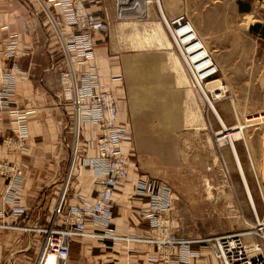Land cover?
<instances>
[{
    "label": "crops",
    "instance_id": "0c3cea01",
    "mask_svg": "<svg viewBox=\"0 0 264 264\" xmlns=\"http://www.w3.org/2000/svg\"><path fill=\"white\" fill-rule=\"evenodd\" d=\"M228 1L233 2L236 15L248 19L240 34H226L217 40L219 50L227 53L225 57H218L217 79L227 93L229 85L232 91L231 97L226 93V97L216 103V111L227 125L236 127L238 117L264 115V8L260 7L264 0H222L223 3ZM113 2L83 0V5L88 13L108 19L112 26ZM250 27L255 28L250 31ZM11 36H15L18 43L15 58L7 62L16 69L13 107L33 112L26 119V152L10 151L2 145V139L11 135L16 127L13 118L0 112V162L23 166L20 204L25 208L20 218L10 216V205L1 201L8 179L0 176V223L15 227L44 226L51 219L52 208L64 188L66 204L95 199L99 180L82 164L83 158L93 156L95 150L81 146L65 187L70 166V148L66 142L70 132L66 126L71 109L57 105L61 88L54 64L59 48L43 21L38 0H0V51ZM105 36L95 38L99 74L106 87L118 88V123L130 125L134 145L129 178L113 192L110 227L116 235L150 238L148 223L139 215L147 200L135 195V185L139 177L157 180L164 173L179 193L172 190V237L205 240L206 230L193 215L196 208H202L207 202V195L200 188L198 162L189 148L179 145L176 139V132L192 126L187 115L186 94L178 83L171 54L134 52L114 56L108 53ZM135 59L150 61L147 67L140 68L134 63ZM144 70L155 71V83H149ZM121 74L124 81L120 86L111 81ZM243 139L244 142H235V149L245 177L253 185L250 160L256 176L264 183V122ZM87 229L92 230L91 224ZM39 242L40 236L20 229L0 230V264H31ZM194 248L199 257L192 264H215L206 244L200 243ZM153 253L154 247L144 243L119 244L107 239L74 238L66 264H126V261L155 264L147 260Z\"/></svg>",
    "mask_w": 264,
    "mask_h": 264
},
{
    "label": "built area",
    "instance_id": "2783aa9c",
    "mask_svg": "<svg viewBox=\"0 0 264 264\" xmlns=\"http://www.w3.org/2000/svg\"><path fill=\"white\" fill-rule=\"evenodd\" d=\"M38 2L43 21L59 48V57L54 64L61 88L57 105L63 109L69 106L71 109V118L66 126V130L70 132L69 140L66 137L70 148V166L65 187L80 156L81 146L95 150L93 156L83 158L82 164L93 171L100 186L92 202L85 201L80 204H66L64 188L52 208L51 219L44 226L15 227L0 223V230L20 229L40 236L37 254L31 264H66L74 238L152 245L154 253L147 257V260L155 264H192L199 257V252L194 247L200 243L206 244L215 264H264V183L256 176L250 160L249 165L259 193L261 213L257 214L254 202H248L253 219L245 230L228 231L205 240L174 238L171 235L170 221L172 189L159 180L139 177L134 193L147 200L139 210V215L148 223L151 236L139 239L114 234L110 227L113 218V192L120 183L129 178L134 145L130 125L118 123V88L109 89L103 84L96 61L95 38L98 35H107L111 30V23L108 19L97 18L88 13L83 0ZM140 3V14L144 15L147 0H140ZM156 7L192 89L208 104L207 113L210 112L219 123V133L223 136L229 134L233 128L227 127L221 121L215 108V104L224 99L227 93L226 87L216 79L219 73L217 64L183 16L165 20L158 3ZM260 7L264 8V1ZM123 17L120 2L116 0L114 19L122 20ZM17 44L15 36H11L0 51V112H5L13 118L16 127L11 135L2 139V145L10 151L26 152V119L33 111L13 107L16 69L7 65L8 61L15 58ZM111 81L120 86L122 77H113ZM217 82L221 87L211 91L205 88ZM238 140L244 142L243 136L226 142L231 147L235 166L239 160L235 149V142ZM237 173L244 184V177L238 170ZM0 176L8 179L1 201L10 205L11 217L20 218L25 214V208L20 204L23 166L0 162ZM88 224H91L92 230L87 229ZM126 264L138 263L126 261Z\"/></svg>",
    "mask_w": 264,
    "mask_h": 264
},
{
    "label": "rangeland",
    "instance_id": "374dc122",
    "mask_svg": "<svg viewBox=\"0 0 264 264\" xmlns=\"http://www.w3.org/2000/svg\"><path fill=\"white\" fill-rule=\"evenodd\" d=\"M113 1V7H115L116 0ZM122 1H124L125 4L127 3L126 0ZM148 1L153 2L154 0ZM159 1L167 20L176 16H183L184 19L191 24L217 66L218 57L223 55L225 57L227 54L226 51L219 50L220 46L217 44L218 38L224 37L226 34H233L234 32L240 34L241 28L248 19L245 18L244 20L241 16L235 14L236 11L232 1L225 3H223L222 0ZM135 3L136 5H134ZM140 5V0H130L129 3L124 6V9L128 10L123 12V19L113 21L110 32L105 36L108 53L114 56L132 54L134 52L169 53L159 47L158 44L151 39V29H153L152 26L155 24H160L166 33L165 27L159 18L155 3H150L145 6L144 10L147 11H145L144 15L138 13L137 7ZM135 6L136 8H133V10L130 9ZM125 25H129L130 27L127 28ZM130 30L132 32H130ZM166 36L170 42L167 33ZM172 51L174 56L179 60L174 48ZM135 60L134 63H137L136 66L140 68L144 65L147 67V63L150 61L149 59ZM182 69L184 71L183 66ZM142 72L143 71H140V73ZM144 72V77L148 78L149 83H155V71L144 70ZM174 72L177 76L178 83L186 94L185 103L187 104V115L192 126L191 128H185L180 132H176V139L179 145L188 147L191 154L196 158L200 171V188L205 191L207 195L206 204L200 209L196 208L195 212L193 211L196 221L201 222L206 230L207 236L203 238H211L228 231L245 230L249 227L248 225L253 217L248 203L249 199L244 193L245 190L243 189L236 171L229 144L224 143L221 147H217L214 134L221 131L219 123L210 112L207 113V106L203 98L201 99L192 89L185 71L184 73L188 80V85H183L181 83V73L179 70L174 69ZM120 76L122 77L123 83L124 79L122 74ZM216 85L217 84H211L207 86L206 89L211 88V90H213L218 87ZM227 89V94L231 95L232 85L227 86ZM176 109L177 111L179 110V104H177ZM258 117L263 116L243 115L238 117V123H235L236 128L232 127L233 124L227 125L224 120L222 121L227 127L233 128L232 133H235L237 129L241 128L238 131L241 132L243 130L241 135L246 139L253 129L259 127L260 124L264 122V119L262 118L252 122L247 121ZM135 156H137L136 152ZM166 176L167 174L162 173L157 180L166 183L176 194H179L178 191L169 184ZM245 178L257 214H260L259 193L254 178L252 176L253 185H250V180L247 177Z\"/></svg>",
    "mask_w": 264,
    "mask_h": 264
},
{
    "label": "bare ground",
    "instance_id": "6f19581e",
    "mask_svg": "<svg viewBox=\"0 0 264 264\" xmlns=\"http://www.w3.org/2000/svg\"><path fill=\"white\" fill-rule=\"evenodd\" d=\"M127 1V3L125 4V2L124 1H122V0H119V2H120V8L122 9V11L123 12H125L126 10H128V9H124V6H126L128 3H129V1L130 0H126ZM137 3V2H136ZM136 3L134 4V5H136ZM147 3L148 4H150L151 3V1H148L147 0ZM153 3H155V5L158 3L159 4V6H160V11L162 12V16H163V18L165 19V20H167V18H166V16H165V14H164V12H163V9H162V6H161V3H160V1L158 0H154L153 1ZM133 8H136V6L135 7H131L130 9H132L133 10ZM137 10H138V13H141V11H142V9H141V7L140 6H138L137 7ZM147 11V10H146ZM141 15V14H140ZM161 22H162V20H161ZM163 23V22H162ZM161 23V24H162ZM163 25H164V23H163ZM126 26V25H125ZM127 28H129L130 26L128 25V26H126ZM153 27V29H151L152 30V40L154 41V42H156L157 44H158V46L159 47H161L163 50H165V51H167V52H169V54H171V62H172V64H173V68L176 70H179V72L181 73V83L183 84V85H188V80H187V78H186V76H185V73H184V71H183V69H182V66H181V64H180V62H179V60L174 56V53H173V48H172V43H170L169 41H168V39H167V36H166V33L168 34V32H167V30H166V28H165V30H166V33L164 32V30H163V28H162V26L160 25V24H155L154 26H152ZM165 27V26H164ZM128 30V29H127ZM130 32H132L131 30H130ZM197 33V32H196ZM199 37V36H198ZM202 45H203V47L205 48V50H207V48L204 46V44H203V42H202ZM208 51V50H207ZM173 53V54H172ZM209 53V52H208ZM211 57V56H210ZM212 58V57H211ZM218 77V76H217ZM216 77V78H217ZM219 82H217V83H211V84H217L216 86H218V87H221V85H219L218 84ZM211 84H209V85H211ZM209 85H207V86H209ZM207 86H205V88L207 87ZM208 91H211V88L210 89H207ZM204 100V99H203ZM204 103H205V105L207 106V108H208V104L206 103V101L204 100ZM254 120H258V118L257 119H249L247 122H252V121H254ZM222 121V120H221ZM223 122V121H222ZM232 131V130H231ZM214 137H215V142H216V145H217V147H221L224 143H226V142H229V141H233V140H235V139H239L240 137H241V134H240V132L239 133H232V132H230L229 134H227V135H225V136H223V134H220V133H217V134H214ZM231 148V147H230ZM236 167H237V170H238V172L240 173V175L241 176H243L244 177V184H245V186H244V184L243 183H241L242 184V186H243V189L245 190V194L247 195V194H249V196L247 195V197H248V199H249V201H252L253 202V199H252V196H251V194H250V189H249V186H248V184H247V181H246V178H245V174H244V172H243V168H242V165H241V163H240V161L238 160V164H236ZM236 170V171H237ZM66 190V189H65ZM64 191V190H63Z\"/></svg>",
    "mask_w": 264,
    "mask_h": 264
},
{
    "label": "trees",
    "instance_id": "16d2710c",
    "mask_svg": "<svg viewBox=\"0 0 264 264\" xmlns=\"http://www.w3.org/2000/svg\"><path fill=\"white\" fill-rule=\"evenodd\" d=\"M253 28H255V27H250V31H253Z\"/></svg>",
    "mask_w": 264,
    "mask_h": 264
}]
</instances>
